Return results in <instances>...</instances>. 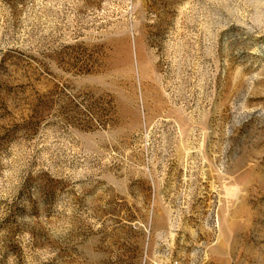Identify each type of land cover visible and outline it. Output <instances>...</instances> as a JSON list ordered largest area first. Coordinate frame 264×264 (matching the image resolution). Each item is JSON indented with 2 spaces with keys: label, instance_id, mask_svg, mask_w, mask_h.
Here are the masks:
<instances>
[{
  "label": "rangeland",
  "instance_id": "rangeland-1",
  "mask_svg": "<svg viewBox=\"0 0 264 264\" xmlns=\"http://www.w3.org/2000/svg\"><path fill=\"white\" fill-rule=\"evenodd\" d=\"M0 264H264V0H0Z\"/></svg>",
  "mask_w": 264,
  "mask_h": 264
}]
</instances>
